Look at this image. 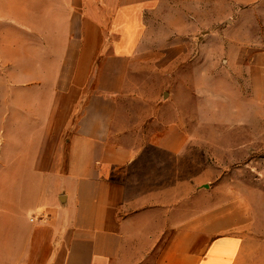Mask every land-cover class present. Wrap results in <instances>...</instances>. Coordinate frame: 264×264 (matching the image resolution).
I'll use <instances>...</instances> for the list:
<instances>
[{"label":"crops","instance_id":"crops-1","mask_svg":"<svg viewBox=\"0 0 264 264\" xmlns=\"http://www.w3.org/2000/svg\"><path fill=\"white\" fill-rule=\"evenodd\" d=\"M44 1L39 28L34 0L25 20L0 7L6 115L42 118L43 217L8 264H264L256 192L208 185L227 147L215 84L264 102V0Z\"/></svg>","mask_w":264,"mask_h":264},{"label":"rangeland","instance_id":"rangeland-1","mask_svg":"<svg viewBox=\"0 0 264 264\" xmlns=\"http://www.w3.org/2000/svg\"><path fill=\"white\" fill-rule=\"evenodd\" d=\"M26 1L0 0V7L8 10L11 8L18 18L25 20ZM44 2L34 0L36 28L42 24ZM9 28L8 25H3V29ZM176 71L181 77L194 74L196 70L184 66ZM218 86L215 84L208 103L215 114L221 113L212 116V126L219 122L226 124L228 128L225 134H219L221 137L225 136L227 147L215 148L212 145L213 159L219 154V160L223 162L216 166V172L221 168V172L216 176L223 175L218 180L213 179L208 185L226 191L239 189L256 192L257 195L248 197L247 200L257 211L254 219L258 221L259 229L264 232V102L254 104L238 100L234 95H230V99L219 100ZM1 88L2 84L0 90ZM194 89L197 90L198 86L195 85ZM7 108L4 94L0 91V264H8L12 251L14 253L15 248H18L11 244V238L18 235L16 227L43 217L33 210L34 204L39 201L40 190L34 178V166L27 162L34 157V147L41 144V140H37L39 133H34L31 128L41 123L42 118L11 117L6 115L10 113ZM214 136H218V133H212V137ZM232 145L235 147L232 148ZM215 195L216 192L210 197L212 202L217 199Z\"/></svg>","mask_w":264,"mask_h":264}]
</instances>
